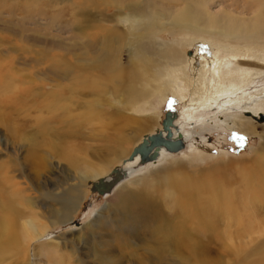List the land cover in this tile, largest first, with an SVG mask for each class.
<instances>
[{
	"label": "rangeland",
	"instance_id": "obj_1",
	"mask_svg": "<svg viewBox=\"0 0 264 264\" xmlns=\"http://www.w3.org/2000/svg\"><path fill=\"white\" fill-rule=\"evenodd\" d=\"M65 1L61 0L62 3L55 7L44 6L42 9L43 5L39 0H0V192L2 191L3 197H11L8 186L11 181L17 182L14 188L20 187L21 190L13 189L12 192L19 195L18 207L26 211L28 205L23 199L38 195L27 187L30 182L39 184L47 179L55 185L67 176L70 178L69 182H73L70 177L72 168L63 158L60 146H50L51 138H62L66 142L80 145L90 161L100 163L109 152L116 149L122 138L133 133L136 126L128 117H138L134 113L130 114L131 111L126 108V93L123 89L119 92V97L107 92L101 98V107L98 106L101 110L100 118H85L81 115L84 101L98 95L93 86L75 83L74 75H84L85 70L76 69L73 72L68 68L72 55L61 48L62 44L70 41L66 23L70 13L64 6ZM95 2L105 9L103 0ZM209 2V9L213 12L228 6L226 0ZM28 12L31 14L29 17ZM106 12L108 16L114 9ZM58 13L57 22H54L53 16ZM121 14L125 18L130 17L128 11ZM58 22L61 26L59 28L55 27ZM157 28L155 35L159 40L168 42L174 38L166 30L164 23L159 22ZM189 36L177 37L183 40L187 38V44L183 46L187 55L196 49L195 41L206 44L202 38ZM198 47L208 54L204 46ZM122 53L121 60L125 61L128 55L126 52ZM78 65L76 63L75 68ZM92 71L96 73L95 70ZM262 86L264 71L249 83V90L255 94ZM50 92H58L57 94L66 98L68 107L62 109L55 102L51 105ZM149 102L150 109L138 115L155 116L158 125L152 130H143L138 135H133L124 144L129 150L128 155L116 160L102 177L108 180L112 169L123 170L126 173L118 185L100 196L89 191L90 183L96 180L88 179L84 186V196L70 221L51 227L42 239L63 233L69 239L76 238L80 227L84 225L91 228L89 235L95 232L103 239H111L109 235H104L109 234L111 228L118 223L115 221L123 209L132 211V216L136 217L135 226L142 230H138L136 234L124 233L119 237L120 241L115 238L111 252L113 255L119 254L115 258L117 264H264V230L259 229H264V187L261 183L259 188L252 187L247 194L242 195L244 178L239 171L258 160L254 151L258 147L259 136L217 125V118L211 117L214 114L223 116L224 113L218 114L213 106L204 112L201 121L194 119L192 124L185 125L189 131L188 138L181 141V147L177 151H160L157 158L161 155L163 157L160 161L155 158L157 162H153L154 165L150 161L139 164L138 161H132L134 157L129 159L135 146L147 135L162 131L166 113L175 112L172 122L180 128L184 121L182 111L189 101H179L168 93L161 102L158 96L152 97ZM257 119L264 122L260 116ZM255 130L262 132L259 125ZM73 134H79V137L75 138ZM41 158L40 164L45 165L42 170L35 166ZM127 160H130V166L126 164ZM172 162L181 163L184 170L195 176L193 179L208 177L219 181L228 191L227 209L213 208L209 202L201 201L204 204L199 210V217L194 214L197 205H191V209L181 205L180 210L177 205L181 204L180 200L170 201L160 183L155 184L156 181L148 177L151 170ZM121 186L125 190L131 186L128 191L136 194L127 206L120 205V194H114ZM183 200L184 198L181 202ZM232 204L235 208L231 207ZM237 214L242 219L241 223L234 222ZM182 220L183 223H180ZM165 222L174 224L173 228L178 229L177 234H171L174 230L168 231ZM145 228L151 233H157L158 228L172 237L162 242L156 236L155 240L160 246V255L156 257L150 251V240L154 238L151 233H144ZM189 231L195 242L194 247L184 246L182 242ZM81 235L79 246L82 248L87 235ZM17 259L10 252L0 258V264H26L22 256Z\"/></svg>",
	"mask_w": 264,
	"mask_h": 264
},
{
	"label": "bare ground",
	"instance_id": "obj_2",
	"mask_svg": "<svg viewBox=\"0 0 264 264\" xmlns=\"http://www.w3.org/2000/svg\"><path fill=\"white\" fill-rule=\"evenodd\" d=\"M95 1L64 2L70 13L66 21L70 41L62 44L61 48L72 55L68 68L73 72L76 69L85 70L84 75H74L75 83L93 86L100 96L85 100L81 115L85 118H100L101 110L98 106L101 107V98L107 92L119 97V92L123 89L126 93V108L131 111L130 114L138 116L128 117L136 127L131 136L122 138L116 149L109 152L100 163L90 161L80 145L66 142L62 138H51L50 146H60L63 158L72 168L70 177L73 182H69V176L63 180L61 178L55 185L45 178L39 184L30 182L27 187L38 195L23 199L28 205L26 211L18 207L19 195L12 192L13 189L20 191L21 188H14L18 183L9 179L11 197H3L2 191L0 192V258L11 252L15 259L22 256L26 264H117L115 258L119 254L113 255L111 252L115 238L120 241L119 237L124 233L136 234L138 230H142L135 226L136 217L132 216L131 210L121 209L119 218L115 221L118 223L111 228L109 234H103L107 237L109 235L111 239H103L95 232L89 235L91 228L88 225L80 227L76 238L69 239L65 237V233L47 239L42 237L56 224L70 221L84 196L87 180L95 179L96 183L103 179L116 160L126 157L129 150L124 144H127L133 135H138L143 130H152L158 125L155 116L138 115L150 109L149 101L152 97L158 96L161 102L171 93L179 101H189L186 109L183 108L182 111V128L173 122L171 124L172 140L180 133L181 139L185 141L189 132L185 125L192 124L194 119L201 121L204 112L213 106L218 114L224 113L223 116L211 114V119L217 118V125L259 136L258 147L254 151L258 160L239 169L244 178L242 195L261 183L264 187V122L257 119V116L264 117V86L260 87L259 91H254L255 94L249 90V83L264 71V0H226L228 6L215 12L209 9L210 0H103L102 4L106 10L114 9L108 16L106 10ZM39 2L43 5L42 9L44 6L55 7L62 3L61 0ZM125 11L130 13L129 18L121 14ZM29 15L31 14L28 12V17ZM54 15V22H57L59 13ZM159 22L164 23L166 30L174 37L171 41L163 42L155 35ZM56 25L57 28L61 27L60 22ZM181 35L202 38L206 44L195 41L196 49L187 55L183 49L187 38H177ZM198 45L204 46L208 54L198 49ZM122 52L128 55L125 61L121 60ZM76 63L79 65L75 68ZM92 70L100 72L99 75ZM57 93L50 92V104L55 102V105L65 109L68 107V101ZM257 125L262 129L261 133L255 130ZM161 132L165 134L163 130ZM74 134L72 136L75 138L79 137V134ZM160 151L166 150L162 147ZM161 157L163 155L158 157L159 161ZM132 161L139 163V155ZM40 162L42 158L35 166L41 170L45 169L44 163ZM129 162L130 160H127L126 164L130 166ZM156 162L154 161L155 164ZM182 166L179 162L158 166V169L149 172L148 177L154 179L155 184L160 183L170 201L180 200L181 204H177L180 210L181 205L189 209L191 205H197L194 208L196 217L200 216L199 210L204 204L201 201L209 202L213 208L227 209L228 191L219 181L208 177L193 179L195 176ZM114 170L117 169H112V177L119 174L114 173ZM120 180L111 189L118 185ZM93 183H90L89 190ZM128 187L125 190L121 186L119 191L114 193L120 194L122 206L129 205L131 199L136 197V194L128 191L131 186ZM231 207L235 208L233 204ZM241 221L237 214L234 222ZM164 225L168 227V231L174 230L171 234H177L178 229L173 228L174 224L165 222ZM143 230L146 235L151 233L146 228ZM81 234L87 235L85 246L82 248L79 246ZM150 235L154 238L150 240V251L153 257H156L160 255L156 236L158 235L162 242L172 237L158 228L157 233ZM182 242L184 246H195L190 231Z\"/></svg>",
	"mask_w": 264,
	"mask_h": 264
},
{
	"label": "water",
	"instance_id": "obj_3",
	"mask_svg": "<svg viewBox=\"0 0 264 264\" xmlns=\"http://www.w3.org/2000/svg\"><path fill=\"white\" fill-rule=\"evenodd\" d=\"M174 116V111L169 114L166 113L162 122V130L165 134L159 131L155 134L147 135L143 138V141L133 149L130 160L139 155V164H143L147 161L154 162L156 161L155 158H157L158 152L162 147L169 152L177 151L181 147L182 139L180 133H178V136L174 140L171 138L172 132L170 127ZM115 172H118L119 174H116L113 177L111 175V178L109 179L110 181L100 179L96 183L94 182L89 191L97 193L100 196H104V193H109L111 187L126 173L125 171H120L118 169L114 170V173Z\"/></svg>",
	"mask_w": 264,
	"mask_h": 264
}]
</instances>
